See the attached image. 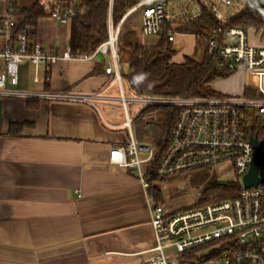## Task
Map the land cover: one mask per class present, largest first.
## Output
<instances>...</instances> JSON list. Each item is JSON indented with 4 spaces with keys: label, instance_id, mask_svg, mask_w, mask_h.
<instances>
[{
    "label": "crops",
    "instance_id": "crops-1",
    "mask_svg": "<svg viewBox=\"0 0 264 264\" xmlns=\"http://www.w3.org/2000/svg\"><path fill=\"white\" fill-rule=\"evenodd\" d=\"M9 2L0 0L2 13L10 9ZM42 4L48 13L51 3ZM139 12L126 16L123 29L139 33L144 45L142 26L133 19ZM36 31L45 51L64 53L70 47V24L47 16L39 19ZM173 45L177 64L187 56L201 61L205 53L204 47L197 49L194 35L178 34ZM110 65L100 56L61 60L41 69V81H33L37 86L19 89V83L18 89L118 97L117 85H110L112 78L104 72ZM246 76L238 71L216 79L211 87L221 95H243L260 84ZM3 101L0 264H143L144 253L154 245L155 202L136 171L110 163L111 150L128 139L125 119L120 121L111 106L116 101H33L37 107L24 99ZM121 110L125 117L123 105ZM141 111L130 115L136 118ZM12 124L25 125L20 135H8Z\"/></svg>",
    "mask_w": 264,
    "mask_h": 264
},
{
    "label": "built area",
    "instance_id": "built-area-1",
    "mask_svg": "<svg viewBox=\"0 0 264 264\" xmlns=\"http://www.w3.org/2000/svg\"><path fill=\"white\" fill-rule=\"evenodd\" d=\"M170 0H146L128 14L140 9L143 13V37L161 32L163 25L180 16L186 20L198 17L184 10L172 15ZM228 7H237L241 12L252 2L264 13V0H220ZM211 10L216 20L226 23L216 7ZM82 10L73 5L53 1L49 16L62 25ZM126 18V17H125ZM123 18L117 26L109 23V38L91 55L75 56L68 48L64 53L45 51L40 42L32 41L28 29H20L22 19L10 9L0 11V98L24 100L81 101L94 104L96 100L121 102L125 112L123 127L128 131L127 141L113 148L110 163L137 172L146 190L152 186L150 173L160 179L179 176L183 173L230 164L236 177L243 180V187L234 199L202 205H176L167 200L153 205L151 227L154 245L146 251L143 264H264V166L260 164L256 187L246 188L244 178L250 173L256 150L251 137L258 138L250 129V122L264 119V75L262 83L252 87L255 97L216 96L205 98L151 97L136 94L124 76V67L119 55V39ZM177 32L170 33L174 41ZM209 54H219L217 67L226 73L241 70L264 72V45H252L248 32L241 28H215L205 39ZM104 57L111 65L104 70L117 85L118 97L103 93L79 94L68 91L42 92L21 91L20 72L28 62L34 70L33 81H41V69L51 67L61 60L89 61ZM10 86V87H9ZM125 87L128 88L126 95ZM141 105L142 110L155 107L180 109L170 137V145L155 170L152 169L157 150L151 144H141L135 136L133 120L128 105ZM249 124V126H248ZM249 129V132H248ZM260 141V140H259ZM262 163V162H261ZM200 198L196 197L198 202ZM153 201V198H151Z\"/></svg>",
    "mask_w": 264,
    "mask_h": 264
},
{
    "label": "trees",
    "instance_id": "trees-1",
    "mask_svg": "<svg viewBox=\"0 0 264 264\" xmlns=\"http://www.w3.org/2000/svg\"><path fill=\"white\" fill-rule=\"evenodd\" d=\"M144 1L146 0H58V3L73 5L77 10L83 11L70 22L68 45L72 53L75 56L94 53L108 40L110 21L117 26L132 9ZM9 7L15 16L22 19L20 29L22 31L28 29L30 39L36 41L39 19L49 16L42 0H31L25 5H19L18 0H10ZM124 23L121 26L118 51L125 68L124 76L136 94L151 97L205 98L221 96L213 90L211 83L218 78H229L234 74L226 73L217 67L219 54H209L205 39L218 27L264 32V13L258 11L256 5L250 2L246 10L238 16L226 23H220L211 10L202 6L198 17H191L187 21L185 16H180L172 22L165 23L158 35L151 36L154 40L149 41L151 37H146L148 40L144 45L135 30L123 32ZM173 32L194 35L197 49L205 48L202 60L187 56L184 63L173 62L176 50L173 42L169 40V35ZM243 95L255 97L256 91L249 88ZM33 101L39 100H28V105L37 107L31 105ZM179 112L180 109L177 107L148 108L142 110L133 120L137 140L151 143L157 150L152 164L153 170L169 148L171 133ZM24 126L12 124L8 135H20ZM250 132L263 143L264 152L263 130L253 127ZM150 176L153 183L150 191L155 204H158L164 199L160 184L172 180L173 177L160 179L154 173H150ZM240 189L241 187L233 183L214 181L206 185L203 193H212L213 202H220L236 198ZM201 203L202 198L198 200L197 205Z\"/></svg>",
    "mask_w": 264,
    "mask_h": 264
},
{
    "label": "rangeland",
    "instance_id": "rangeland-1",
    "mask_svg": "<svg viewBox=\"0 0 264 264\" xmlns=\"http://www.w3.org/2000/svg\"><path fill=\"white\" fill-rule=\"evenodd\" d=\"M45 3H53V1L58 0H42ZM169 12L172 15H175L177 13H183L184 10H186L191 16L194 14H197L200 11V8L202 6L204 7H216L217 10L224 16L225 20H230L236 16H238L241 13V10L237 7H228L225 4L221 3L220 0H170L169 2ZM46 6V5H45ZM143 13L139 12L136 14L133 19L134 23H136L137 27L142 26L143 23ZM123 32H126V29H123ZM248 39L249 42L252 45H258L262 46L264 45V32L257 31V30H250L248 33ZM146 42L148 39H145ZM150 40H154L153 37L149 38ZM178 50V47H176ZM245 71L247 74L248 80L250 79L253 83H262L264 72L262 71ZM237 73V72H236ZM235 74V73H234ZM233 74V75H234ZM20 85L19 89H24V87H31V86H37L33 82V76H34V70L29 65L28 62L22 64L21 72H20ZM231 77V76H230ZM228 79V78H223ZM126 95H128V91L126 92ZM241 96V95H239ZM112 108H115L116 112L120 115V121H123L125 119L124 114L122 113V105L120 102L116 101L115 104H111ZM121 107V109H120ZM128 108L130 109L129 112L131 115H134L138 111L142 110L141 105H136L130 103L128 105ZM253 124V126L257 129H262L264 132V119H261L260 117L253 119L252 122H250V126ZM249 126V124H248ZM264 139V135L262 136ZM141 144H148L147 142H141ZM262 166H264V160L261 163ZM172 178V177H171ZM205 179V180H204ZM214 181H220V182H229L238 185L239 187H243V180L236 177V174L234 170L232 169V166L230 164H223V165H217L211 168L196 170L193 172L183 173L181 176H174L172 180H169L168 182L164 184H160V188L163 190V201L164 200L169 203H174L176 205H191V204H197V201L195 200L196 197L202 198V204L211 203L214 200V195L212 193L207 194L203 193L205 190L206 185L209 182Z\"/></svg>",
    "mask_w": 264,
    "mask_h": 264
},
{
    "label": "water",
    "instance_id": "water-1",
    "mask_svg": "<svg viewBox=\"0 0 264 264\" xmlns=\"http://www.w3.org/2000/svg\"><path fill=\"white\" fill-rule=\"evenodd\" d=\"M3 106H5L4 101L2 98H0V129L2 127V122H3ZM251 140L256 150V155L250 173L244 178V186L246 188L256 187L260 183V180L258 178V170L261 162L264 160V152L262 149L263 143L259 141L258 138L251 137Z\"/></svg>",
    "mask_w": 264,
    "mask_h": 264
}]
</instances>
